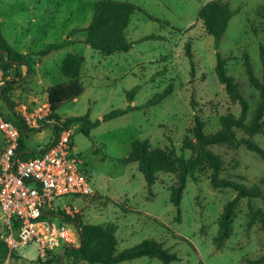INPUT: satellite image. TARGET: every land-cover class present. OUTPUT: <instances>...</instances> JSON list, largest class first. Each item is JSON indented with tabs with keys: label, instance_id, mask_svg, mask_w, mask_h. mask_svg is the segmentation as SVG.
Listing matches in <instances>:
<instances>
[{
	"label": "rangeland",
	"instance_id": "374dc122",
	"mask_svg": "<svg viewBox=\"0 0 264 264\" xmlns=\"http://www.w3.org/2000/svg\"><path fill=\"white\" fill-rule=\"evenodd\" d=\"M96 1L0 0V32L23 56L18 63H1L3 67H9L12 74L18 73L5 83L6 95L14 104L42 103L46 98L44 90H35L40 88L39 77L44 76L49 85L65 81L67 78L60 71L63 57L67 53L85 57L80 76L83 92L64 102L57 113L64 120L88 113L90 121L97 122L90 127L88 135L80 130L79 122L68 124L73 154L79 160L77 167L87 176L94 194L59 196L53 201L54 207L69 216L78 214L85 223L114 224L117 251L144 239L161 242L164 248L180 258L168 264H244L247 258H257L264 253V234L258 222L246 229V198H240L235 208L229 237L220 249L215 248L212 240L217 232L219 214L235 192L231 188L212 187L210 170L203 169L187 178L177 208L170 201L175 173L158 172L148 188L137 162L124 161V158L134 139L147 140L151 148H174L177 154L189 157L191 150L181 151L180 148L184 139H192L195 116L203 121L204 131L209 133L220 128L221 116L239 114L240 105L229 96L215 74L216 51L227 59L226 73L236 79L249 104V113L252 112L258 91L248 81L244 55L249 57L254 75L261 78L264 0H116L128 1L142 11L131 15L124 30L132 46L109 55L82 41ZM215 1L238 10L231 16L217 48L199 17L200 8ZM68 39L71 42L48 54L39 52L49 44ZM186 42L191 44L193 74L190 59L184 51ZM38 60L43 67L35 66ZM46 67L47 76L43 73ZM32 69L36 70V75H32L26 87L20 80ZM170 86L171 93L157 105L102 119L115 109L142 106L154 94ZM135 87L133 100L128 102L127 92ZM28 88L35 92L25 94ZM0 111L9 117L2 99ZM51 127L46 125L39 131L20 134L25 151H36L45 146L51 139ZM237 136L246 137L264 149V130L253 135L239 130ZM3 145L0 131V147ZM209 148L223 161L222 177L247 186L258 183L264 192V161L259 155L244 145L223 144ZM250 202L264 211L263 198H253ZM54 217L60 221L59 216ZM2 234L0 218V238ZM63 246L56 252L61 253ZM17 252L18 257L9 256L4 264H38L35 244L19 247ZM73 264L92 263L79 260ZM116 264L165 263L156 258L140 257Z\"/></svg>",
	"mask_w": 264,
	"mask_h": 264
},
{
	"label": "trees",
	"instance_id": "16d2710c",
	"mask_svg": "<svg viewBox=\"0 0 264 264\" xmlns=\"http://www.w3.org/2000/svg\"><path fill=\"white\" fill-rule=\"evenodd\" d=\"M136 11H142V8L128 1L116 0H98L93 5L92 17L87 27L84 29L86 35L82 40L91 48L99 51L104 55L117 53L128 50L132 43L129 42L124 30L127 28L130 17ZM238 10L231 9L227 3L209 2L202 6L199 10V17L202 20L206 32L213 36L214 44L217 48L222 35L228 27L231 16ZM71 42L70 39L49 44L45 49L39 52L42 55L48 54L52 50L63 47L66 43ZM185 55L190 59L191 74L194 72V63L192 61L193 54L191 52L190 42L184 45ZM260 59L262 62V77L258 78L254 75L251 61L247 55H244V67L250 85L258 91V99L254 109L249 113V104L240 92L239 84L236 79L226 73L227 59L216 51V62L214 71L220 84L224 85L229 96L237 101L240 105L238 115L228 113L220 117V128L215 132H205L203 121L198 117H194V124L191 129L192 139L186 138L182 142L180 150L190 149L191 154L185 157L183 153L177 154L174 148L162 149L151 148L147 140L134 139L131 141L130 150L124 161L137 162V168L142 173L146 186L149 188L154 182V176L158 172H167L176 174V182L170 187V201L179 208L182 193L186 186L188 177H193L194 173L201 172L203 169L210 170L209 182L214 188H231L235 195L228 200L219 214L217 224V232L213 237V244L216 249H220L224 241L229 237L231 226L234 218L235 208L240 198L248 200V215L246 220V229H250L256 222L261 224V230L264 234V211L261 208H255L251 205L250 200L253 198H263L264 192L260 184L255 183L251 186L224 178L221 176L223 171V161L221 157L214 153L209 147L213 145H228L231 147H239L244 145L248 150L256 153L264 161V149L257 143L246 137H238L237 131L241 130L247 135L261 133L264 130V53L261 48ZM23 60V56L16 52L6 41L0 32V64L1 63H18ZM85 57L83 55L67 53L60 65L62 74L67 78L65 82L57 83L47 88V99L50 104V117L56 120L53 123L54 129L59 128L57 123L59 115L58 108L66 101L74 99L83 92L80 82L81 69ZM6 84L0 87V99L13 110L14 102L6 95ZM137 91V87L127 92L128 102H132L133 96ZM172 91L171 86L160 93L154 94L142 106H128L125 109H115L103 115L102 119H111L124 114L127 110L143 108L145 106L157 105L166 98ZM9 117H5L4 112L0 111V115L5 120L14 122L19 129V147L18 152L21 157L33 155L35 151L27 150L21 142L20 134H28L30 131L23 120L15 113L7 111ZM79 122L80 130L88 135L90 127L97 122L89 119L88 113L84 115L68 117L63 125ZM49 145V142L46 146ZM64 220L73 222L78 228L79 245L67 246L63 256L56 251L50 253V257L41 262V264H73L76 261H86L88 263L98 264H116L122 261L133 260L140 257L156 258L159 261L168 264L177 261L180 258L175 252H170L164 248L161 242L153 239H144L140 243L131 247L117 251V239L115 237L116 226L112 223L89 224L81 220L78 214L69 216L62 211L59 212ZM178 219L180 214L178 213ZM8 256V249L0 238V264H4ZM18 257V252L13 251L9 255ZM66 260L69 263H66ZM264 262V253L257 258H247L244 264H261Z\"/></svg>",
	"mask_w": 264,
	"mask_h": 264
},
{
	"label": "built area",
	"instance_id": "2783aa9c",
	"mask_svg": "<svg viewBox=\"0 0 264 264\" xmlns=\"http://www.w3.org/2000/svg\"><path fill=\"white\" fill-rule=\"evenodd\" d=\"M8 72L0 64V87L11 79L13 74ZM6 107L23 120L29 133L52 126L49 145L33 155L21 157L19 129L0 115L4 143L0 149V218L7 257L19 247L33 243L38 258L45 263L50 253L62 244L77 246L80 242L75 223L63 219L61 210L53 205L54 199L67 194L92 195L94 190L77 167L79 160L73 154L70 127L63 125L65 120L59 118V129H54L47 97L40 104L17 102L13 110ZM55 215L60 221H56Z\"/></svg>",
	"mask_w": 264,
	"mask_h": 264
},
{
	"label": "crops",
	"instance_id": "0c3cea01",
	"mask_svg": "<svg viewBox=\"0 0 264 264\" xmlns=\"http://www.w3.org/2000/svg\"><path fill=\"white\" fill-rule=\"evenodd\" d=\"M35 66L36 67H43L44 65L41 63V61H36L35 62ZM3 67V66H2ZM5 69H7V70H5ZM3 70H5V71H10L11 69L9 68V67H7V68H5V67H3ZM61 71V70H60ZM47 72H48V68L46 67V69L43 71V73H45L46 74V76H47ZM15 74L17 73V72H14ZM15 74H13V75H15ZM18 74V73H17ZM36 75V70L34 71L33 69L32 70H30V73H26L24 76H23V80H20V82H22V84L23 85H25L26 87H27V82H28V80L32 77V75ZM38 75H40V74H38ZM16 77V76H15ZM44 76H40L39 77V79H38V84H40V88H37V89H35V90H38V89H42V90H44V93H45V95H46V97H47V88L48 87H50V86H52V85H55V84H48L47 82H45V80H44V78H43ZM18 79H20L19 77H18ZM67 80V79H66ZM65 80V81H66ZM65 81H62V82H65ZM62 82H59V83H62ZM57 84V83H56ZM35 90L34 91H31L29 88H28V91H26V93L25 94H27V93H30V94H33L34 92H35ZM28 95V94H27ZM29 102H31V101H29ZM2 147H0V149H1ZM39 149V148H38ZM37 149V150H38ZM36 150V151H37ZM35 151V152H36ZM38 264H41V263H38Z\"/></svg>",
	"mask_w": 264,
	"mask_h": 264
},
{
	"label": "water",
	"instance_id": "95a60500",
	"mask_svg": "<svg viewBox=\"0 0 264 264\" xmlns=\"http://www.w3.org/2000/svg\"><path fill=\"white\" fill-rule=\"evenodd\" d=\"M75 228H76V230L78 231V228H77V226H76V225H75ZM66 247H67V246H64V247H63V249H62V252H61V256H63V253H64V251H65Z\"/></svg>",
	"mask_w": 264,
	"mask_h": 264
}]
</instances>
